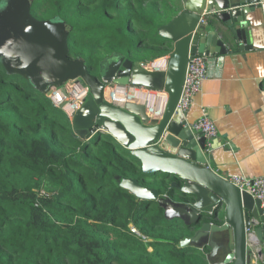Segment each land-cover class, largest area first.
Masks as SVG:
<instances>
[{
  "label": "trees",
  "instance_id": "16d2710c",
  "mask_svg": "<svg viewBox=\"0 0 264 264\" xmlns=\"http://www.w3.org/2000/svg\"><path fill=\"white\" fill-rule=\"evenodd\" d=\"M178 12L176 0L32 5L36 18L66 22L70 56L96 75L113 52L141 62L168 55L172 43L158 29ZM119 176L173 195V179L145 174L111 134H75L73 116L0 58V264H206L208 248L180 245L193 230Z\"/></svg>",
  "mask_w": 264,
  "mask_h": 264
},
{
  "label": "water",
  "instance_id": "95a60500",
  "mask_svg": "<svg viewBox=\"0 0 264 264\" xmlns=\"http://www.w3.org/2000/svg\"><path fill=\"white\" fill-rule=\"evenodd\" d=\"M177 1L178 14L158 29L173 46L160 69L113 52L100 61V77L92 74L84 58L70 56L66 22L36 18L34 0L0 1V58L9 73L29 78L48 97L68 81L86 85L89 94L73 115L74 133L88 138L97 132L111 134L140 161L145 174L173 179V195H161L133 177L119 176L120 186L143 200L156 201L168 221L180 220L192 229L180 245L208 248L206 264H251L255 254L264 257L261 201L212 168L210 140L177 106L190 55L219 54L222 61L230 51L220 27L230 30L239 48L252 47L247 44L246 19L261 0ZM117 84L166 92L162 116L152 114L147 102H110L106 94Z\"/></svg>",
  "mask_w": 264,
  "mask_h": 264
},
{
  "label": "crops",
  "instance_id": "0c3cea01",
  "mask_svg": "<svg viewBox=\"0 0 264 264\" xmlns=\"http://www.w3.org/2000/svg\"><path fill=\"white\" fill-rule=\"evenodd\" d=\"M258 4L246 19L251 48H239L230 30L218 29L230 51L222 61L208 56V78L186 112L194 124L205 107L216 123L210 165L227 178L264 175V0Z\"/></svg>",
  "mask_w": 264,
  "mask_h": 264
},
{
  "label": "built area",
  "instance_id": "2783aa9c",
  "mask_svg": "<svg viewBox=\"0 0 264 264\" xmlns=\"http://www.w3.org/2000/svg\"><path fill=\"white\" fill-rule=\"evenodd\" d=\"M167 55L148 62L147 68L158 69L165 66ZM208 56L205 53H196L190 55L188 72L184 84L183 93L177 106L183 112H187L192 106L195 97L201 91L204 82L208 78ZM89 94V88L86 85H79L74 81H68L60 87H55L49 98L56 106H60L69 115L73 116L84 103ZM107 99L117 106H123L128 101L147 102L148 110L157 117L163 114L164 106L168 100V94L143 86L119 85L117 84L113 91H108ZM201 116L194 122L193 128L202 131L204 136L211 141L217 137L218 128L216 123L210 118L207 109L202 107ZM234 184L242 190L249 192L254 198L261 201L264 210V175L250 178L246 175H234L229 178ZM132 231L139 233L132 226ZM251 264H264V257L261 254H255L252 257Z\"/></svg>",
  "mask_w": 264,
  "mask_h": 264
},
{
  "label": "rangeland",
  "instance_id": "374dc122",
  "mask_svg": "<svg viewBox=\"0 0 264 264\" xmlns=\"http://www.w3.org/2000/svg\"><path fill=\"white\" fill-rule=\"evenodd\" d=\"M98 76L100 75V71H98V74H97ZM100 77V76H99ZM151 249V248H150Z\"/></svg>",
  "mask_w": 264,
  "mask_h": 264
}]
</instances>
